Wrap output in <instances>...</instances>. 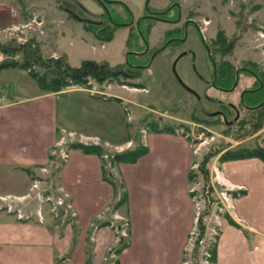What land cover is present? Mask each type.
Returning <instances> with one entry per match:
<instances>
[{
    "label": "rangeland",
    "instance_id": "374dc122",
    "mask_svg": "<svg viewBox=\"0 0 264 264\" xmlns=\"http://www.w3.org/2000/svg\"><path fill=\"white\" fill-rule=\"evenodd\" d=\"M12 1L17 4L15 9L21 12L22 24L5 32L1 31L0 42L25 43L34 40L45 57L64 56L72 67H79L83 61L92 60L106 62L112 67L123 66L125 70L130 69L132 72L133 69L141 71L139 78L124 79L120 83L91 82V89L96 96L110 94L122 97L120 100L112 99L108 101L109 103L99 101L100 104L93 106L83 101L75 106L71 104L74 98L71 96L76 95L60 97L63 108L60 120L66 131L64 135L62 133L67 147L65 151L78 142L81 136L88 137L90 142L100 145L103 149L101 158L105 171L110 172L117 181L120 198L125 189L111 158L116 152L133 149L138 144L146 146L144 140L147 134L152 133L151 131H167L171 128L190 141L195 162L191 174L196 173L198 164L205 155L222 147L227 149L252 148L256 145L264 147V125L260 131L239 139L237 137L239 124L230 127L214 114H205L221 109L218 100L240 106V92L246 88L250 89L255 84L251 76L242 73L239 75V84L232 93L228 94L214 88L213 63L207 47L211 50L214 69H217L219 77L223 64H230L234 71L240 67H247L264 79V0ZM64 2L67 6L63 8ZM174 2L182 7V21L179 24L146 19L139 25V21L149 12L147 7L152 9L150 11H164ZM104 12H107L112 22L120 25L109 41L101 38L104 35L100 29L91 31L87 27L89 23L85 21L101 20L99 15ZM175 14L169 13L168 17L173 18ZM187 20L193 21L189 23ZM97 30L99 33H96ZM220 31L227 38L226 43L233 42L230 52L226 49L228 44L222 46L214 43ZM94 32L101 37L96 36ZM173 40L180 42L169 45L156 56L152 55L150 59L152 51L163 48L167 41ZM131 44L132 47H129ZM146 47L150 49L149 54L137 55ZM3 59L1 56L0 61ZM250 60L258 61L255 68L246 66ZM147 64V68H142ZM130 65H134V68ZM215 85L220 87L217 80ZM72 88L78 86H72L67 90ZM38 90L36 81L27 72L17 69L0 71V98L22 99L34 95ZM205 95L209 98L207 99ZM72 106L75 109L73 111ZM240 111V118L244 117V120L250 114L247 110ZM234 119L235 113L230 112L229 122H234ZM246 128L248 129V126ZM71 131H74L75 137L68 135ZM116 141L125 142L120 144ZM66 153L68 157V151ZM58 157L60 161L56 173L52 174L46 169L39 171L32 179L29 199L21 197L22 201H17L15 196L9 197L12 200L5 197L1 199H9L6 209L13 213L17 212L16 214L24 219L35 214L34 217L38 216L42 220L44 215V224L52 225L53 222L60 221L59 225L64 228L66 224L71 223L72 228L76 227L78 233L76 214L71 206L70 197L61 187L59 180V170L65 160L59 155ZM217 157L211 160L213 162L217 159L214 161L217 163L216 166L211 168V161L208 165L210 180L217 197L215 203H218L219 194L225 190L216 181V171L223 177L226 185L233 188L231 194L234 202L235 198L243 194L245 188L226 181L227 178H224L220 167V156ZM201 185L199 178L192 179L189 185L194 206V226L185 248L184 264H214L217 242L211 241L209 237L203 246H198V250H195L196 245L189 250L192 232L196 229L197 223L194 201L203 200L200 193ZM237 187L240 189H236ZM118 200L119 198L116 202ZM112 209L100 214L98 220H101L100 223L94 224L88 236V252L91 253L95 232L107 227L115 231L116 246L109 249L103 264H118L119 254L129 236L126 208L123 205L119 209L113 211ZM212 210L213 207L211 213ZM25 212H28V215H25ZM223 213L225 214L219 215L221 224L224 216L229 215L228 212ZM205 226L209 230L213 222L207 221ZM112 252L116 256L112 255Z\"/></svg>",
    "mask_w": 264,
    "mask_h": 264
},
{
    "label": "crops",
    "instance_id": "0c3cea01",
    "mask_svg": "<svg viewBox=\"0 0 264 264\" xmlns=\"http://www.w3.org/2000/svg\"><path fill=\"white\" fill-rule=\"evenodd\" d=\"M15 5L12 0H0V32L22 24ZM92 90L78 87L50 94L38 90L22 99L0 98V264H103L109 249L116 246L115 231L102 228L95 232L93 250L88 252L91 228L119 198L105 179L99 155L71 147L59 170L60 185L76 214L78 233L71 223L64 228L60 221L46 225L44 215L42 220L35 214L24 219L6 209L10 196L17 201L30 196L32 179L39 171L47 169L53 174L58 167L60 160L55 153L65 131L60 120L61 96L76 95L71 96L75 106L83 101L93 106L122 98L96 96ZM71 110H75L73 106ZM151 132L144 140L145 155L133 163L115 166L128 197L129 225L118 264L185 262V248L194 226L189 193L194 155L190 141L176 131ZM90 141L89 145H97ZM214 161L211 168L217 164ZM220 167L226 181L244 186L245 193L234 201L239 220L230 214L223 218L214 264H264V162L250 158L220 162Z\"/></svg>",
    "mask_w": 264,
    "mask_h": 264
},
{
    "label": "trees",
    "instance_id": "16d2710c",
    "mask_svg": "<svg viewBox=\"0 0 264 264\" xmlns=\"http://www.w3.org/2000/svg\"><path fill=\"white\" fill-rule=\"evenodd\" d=\"M64 6H67L65 2L62 7L64 8ZM87 27L91 29V31L100 29L105 37H101L99 34H96L99 33V30H97L96 33L94 32L96 36L103 38L105 41H109L114 35L116 29L120 26L114 25L110 22L109 24L102 26L90 23L87 24ZM226 40L227 38L224 36V33L220 31L218 32L214 43L216 45L220 44L223 46L226 43ZM232 43L233 42L226 43V45L228 44L226 46L227 52H230L231 48H233ZM129 47H132V44ZM1 56H3L4 59L0 61V71L17 69L27 72V74L36 81L41 94L62 93L72 86L91 89V82H95L97 84H104L108 82L120 83L124 79H137L141 75L140 70L133 69L132 72V70H125L123 66L112 67L106 62H96L92 60H85L79 67H72L64 56L45 57L40 49V46L34 40H28L25 43H17L15 41L6 43L0 42V57ZM246 66H250L249 68L256 67V65L251 62L247 63ZM222 67L221 77H218L216 80L221 88H230L235 82V71L230 64H223ZM262 82L264 83V79ZM254 83L255 84L250 89L258 88L257 91L247 92L244 97L245 103L250 106L260 105L264 101V86L260 88V83L257 81H254ZM256 109H259L258 112L255 111L253 115H251L252 113L248 114L247 117H245V120L244 117H242L237 122V124L240 125L239 134H237L239 139L250 135L252 132L260 131L263 127L264 105H260ZM233 125L228 124L230 127ZM246 126H248V129ZM173 130L174 129L171 128L167 129V131L170 132H174ZM243 131L244 133H241ZM72 148L80 149L85 153L96 154L99 156H101L103 152V149L96 145L75 143L72 145ZM146 153L147 147L138 144L133 149H127L114 154L111 161L115 166L120 163H133ZM217 156H220V161L222 163L250 158H259L264 162V147L261 145H256L252 148L237 147L227 149L222 147L217 151L210 152L205 155L203 160L198 164L196 173L191 174L190 181H192V179L199 178L202 182L200 193L203 196L205 204L204 212L198 222L199 236L196 241L195 250H198V240L205 236L206 226L204 217L211 213L212 205L217 200L214 185L210 180V168L208 166L210 161ZM104 175L105 179L118 191L117 181L110 172L105 171V168ZM127 200L128 197L125 192L122 194L121 198L119 195V200L116 202L112 211L117 208H121L123 205L126 208ZM225 216L230 217L228 215Z\"/></svg>",
    "mask_w": 264,
    "mask_h": 264
},
{
    "label": "flooded vegetation",
    "instance_id": "af4514ba",
    "mask_svg": "<svg viewBox=\"0 0 264 264\" xmlns=\"http://www.w3.org/2000/svg\"><path fill=\"white\" fill-rule=\"evenodd\" d=\"M149 10L147 16L145 18H142L140 21H139V25L141 23V21L143 20H150V21H162V22H167V23H170V24H174V25H177L179 24L181 21H182V7L180 5H178L177 3H172L166 10L164 11H150L152 9H150L149 7H147ZM106 10V9H104ZM172 12H175L176 16L171 18V17H168V14L169 13H172ZM101 17V20H97V21H93L91 19H85V21H87V23H94V24H97L98 26L99 25H106V24H109L110 22L113 23L114 25H118L116 24L115 22H112L113 20H111V18L108 16L107 12H104L102 13L101 15H99ZM193 20H187V22H192ZM120 26V25H118ZM174 31V30H173ZM172 31V32H173ZM176 42H180V40H173V41H167L163 46V48H158L154 51H152V53L149 52V48L146 47L144 48V50H142L141 52L137 53V55H147L150 53V59L153 55L156 56L158 53H160L161 51H163L166 47H168L169 45L171 44H174ZM208 48V52H209V56L211 57V61L213 63V72H214V80H213V84L212 86H214V88L216 89H220L222 90L223 92H226L228 94L232 93L236 87L238 86L239 84V78H240V74L242 73H245L246 75H249L251 76L252 78H254V81H257L258 83H260V88H262L264 86V83L262 82V78L259 74H257L254 70H251V69H248L246 67H240L238 70L236 69V73H235V82L233 84L232 87L230 88H221V87H217L215 85V81L216 79L219 77V74L217 72V69L215 70V64H214V60L212 59V53H211V50L209 47ZM150 62H148L149 64ZM148 64L146 66H142V68H147L148 67ZM131 67L134 68V65H130ZM130 70V69H129ZM262 79V80H261ZM258 88H253V89H249V88H246L244 90H242L240 92V98H239V105L240 106H236L235 104H233L232 102H224L223 100H218L217 103L220 105L221 109H218L216 110L215 112H210V113H206L205 114H214V116L216 118H221L222 121L226 124H229V125H233L235 123H237L240 119V114H241V109L242 110H247L250 112L251 115H253V113L257 110L256 108L259 107L260 105H264V103L262 102L260 105H254V106H250L248 104L245 103L244 101V97L245 95L247 94V92H255L257 91ZM205 97L208 99L209 96L208 95H205ZM212 101H214V99H212ZM230 112H234L235 113V119H234V122H229L228 120V116L230 114Z\"/></svg>",
    "mask_w": 264,
    "mask_h": 264
},
{
    "label": "built area",
    "instance_id": "2783aa9c",
    "mask_svg": "<svg viewBox=\"0 0 264 264\" xmlns=\"http://www.w3.org/2000/svg\"><path fill=\"white\" fill-rule=\"evenodd\" d=\"M41 24L42 23H38V25H41ZM64 134H65V131H63V135ZM68 135L70 137H75V134H68ZM87 140L88 139L86 137L81 136L80 140L77 143L89 145V140L88 141ZM59 146L60 147L55 154L62 157L63 160H66V158H67L66 152L67 151H65L66 150L65 148H67V147L65 144V137H62V139L60 140ZM43 170L46 171V169H43ZM219 174L220 173L218 171H216V181H217L218 185H220L221 187H224L225 190L219 194L218 203H214L212 205V207H213L212 213H210L209 215L204 217V221L206 223H207V221L213 222V226L209 230L208 229L205 230V236L202 239L198 240V246H203L204 243L206 242L207 237H209L211 239V241H213L215 243L217 242V239L221 233V226H222V224L220 223V220H219V215L225 214L223 212H228V214H230L234 218L238 219L236 212H235V205H234L232 194H231V191H234V190H233V188L229 187V185L228 186L226 185V183L224 182L225 180ZM236 189L239 190L240 188L237 187ZM201 201L200 200L194 201L195 207H196V218H197L196 222L197 223H196V229L192 232L193 237L191 238V243H190V248H189L190 251L196 245V241H197L198 236H199L198 222H199V219L201 218V216L204 212V208H205L204 201L203 200H201ZM61 203H62V201H60V204ZM111 254L115 255V254H113V252ZM111 264H116V263H111Z\"/></svg>",
    "mask_w": 264,
    "mask_h": 264
},
{
    "label": "bare ground",
    "instance_id": "6f19581e",
    "mask_svg": "<svg viewBox=\"0 0 264 264\" xmlns=\"http://www.w3.org/2000/svg\"><path fill=\"white\" fill-rule=\"evenodd\" d=\"M96 146H98V145H96ZM116 154V153H115Z\"/></svg>",
    "mask_w": 264,
    "mask_h": 264
}]
</instances>
